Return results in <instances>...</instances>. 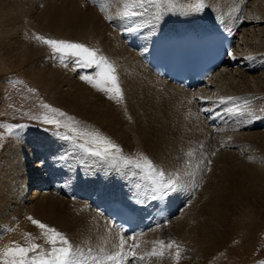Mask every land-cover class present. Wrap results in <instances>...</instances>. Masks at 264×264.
Segmentation results:
<instances>
[{"label": "rangeland", "instance_id": "374dc122", "mask_svg": "<svg viewBox=\"0 0 264 264\" xmlns=\"http://www.w3.org/2000/svg\"><path fill=\"white\" fill-rule=\"evenodd\" d=\"M80 1L83 4V7L87 6L85 8L84 17H86L88 20L92 19V17L95 15L94 12H98L101 15L103 14V25L106 26L107 29H110L108 36H110L109 39L111 40L112 46L116 47L115 42L116 40L120 39L118 41L121 42V46L123 45V49L126 51L128 47L124 45V40L119 37V32L120 34L124 32L128 33L125 29L129 27L136 28L147 25L148 27L141 35V38L149 37L158 27L164 28L171 25L168 28H173L175 25H189L192 21L191 18L196 12L208 17L211 22L217 25H213L217 28L221 27V29H228V25L230 28V23L233 22H239L240 26H243V29H245L244 36L238 41L234 49L236 56L241 54L246 56H248V54L249 56L253 55L254 51H252L253 53L250 51L252 49H246L247 46H250L248 44L249 41H255L257 43L255 36H251L249 33H247L250 29L254 28L260 30L263 33L260 36L264 39V16H262V13L260 12L262 9H264V0H196V3L194 0V2H190L193 3L194 6H192L193 4L190 3L185 5L182 4V6H186L185 8L183 7V9L182 6H180L181 4L170 7V0H146V2L143 4H140L138 0H117L119 1V4L122 6L123 10L119 11V16L113 17L107 16L110 15V11L108 9H104L106 6H110V0H8V2L6 0H2L0 4L4 3L5 5L7 3L10 4L13 2L16 6H18V11L25 12L29 16L28 19L24 20L22 18H18L19 22H16L17 20H15V22L19 24L17 27L19 30L16 29V31L14 30L13 32L12 26H9V28L11 27V30H8V28L5 31L7 32L6 34H9L11 31L9 34L10 36H12V34L15 35L12 36L13 38L11 37V39L7 40L11 41V43H14L12 50L15 52V56L17 55L16 57L18 58L20 52H23L27 54L30 59L27 60V62L16 65L19 58L16 60L14 54H11V58L10 54H7L3 48L2 52L5 51V54H3V56L0 54V137H2L0 138V153L3 150L5 144L10 140V142H13L15 139L22 141L27 140L22 142L21 145H23V147H25V145L30 147V144H32L36 139L34 145H44L45 149L52 153V160L56 166V169L52 174L55 175L54 181L57 183H55L56 188L54 187V189H50L47 192L55 191L53 193L56 195L58 193V197H60V199L74 204L75 213L81 212L86 215L88 214L87 216H90L89 211L92 210L88 207V205H84L86 203L85 200L82 201L79 199L78 195L85 197L84 195L91 193L93 195H91L90 198L94 199L109 193L112 189L119 190L134 199H139L141 201L144 199L143 202L145 203L156 200L176 199L178 201L177 203H179V206L181 205L180 213L181 211L183 212L188 206H190L195 197L198 196V193L202 188L201 184H199V180L204 178L203 170H195V167L200 164L199 160H203L208 154L207 152L209 150L216 149L217 146L215 145V142L214 145L213 143L211 144V148L208 146V143L212 142L210 140L216 138L219 139V137L223 138L225 134H230L233 136L231 144H223V147L225 146V152H227L225 156L229 158L230 164L231 161L236 159L238 160L236 149L245 148L247 152L245 155V161L251 164L261 175L264 176V142L258 143L256 140L257 137L264 135V58H262L264 52H262L263 55L259 60H255L256 62L249 60V65L251 66L249 69L247 67L244 68L243 66H239L238 69L237 66L235 68L230 66L233 70L239 71H236L234 77V79L238 80L239 83L246 82L248 79L250 80L249 83H245L246 89L243 92L239 93V91L236 92L234 89H232L233 83L231 82L229 86L224 88L223 92L220 91L215 94L211 102L204 104H207V110L209 108H211L210 110H213L217 108V105L219 106L221 104L222 108L218 113L220 114L218 119L220 124L218 123V127H208L207 123L200 117L199 111L201 113V111H205V109H202V107L199 106L200 102L198 96L193 97L182 94L177 97V101H172V104L168 106L169 110L167 112L171 113L175 118L170 120L168 119L169 121L167 120V122L164 121V123L166 122L165 128L167 124L170 126V128L167 129L168 131L165 129L164 132L159 134L162 139H171L172 144L170 143V145L172 146L170 147V145H167L163 148L162 143L157 144L152 142L150 135H146L145 138L146 147H151L152 151H156L153 154L163 152L169 153V155L172 153L174 154V156L168 157L171 159L169 160L170 164L164 163L170 169L169 171H165V165H163L164 161L160 160L158 163L155 158L149 157L147 154H145L137 145L136 137L132 133L133 125H138L139 129L142 128V116L140 114V109H138L139 107L132 102L131 109L134 113H131L128 111V108L126 109L127 105L124 100L117 102L115 99H109V94L98 91L83 80L82 82L81 79L78 78L80 77L79 74H81V76L82 74H90L95 77L96 69L79 67L75 65L71 59H67L66 61L69 69L64 67L59 62V57L53 56L52 49L48 45L44 44L41 40L36 38L39 36L43 37L44 39L78 42L87 46L86 43H82L81 40L73 33V35H65L61 32H55V30L39 27L35 23V20L41 19V17L49 13L45 10L51 6L66 8L67 6L71 5L73 7L77 2ZM126 10L128 12H137L139 14L125 19L123 18V13ZM105 17H107L106 20ZM196 17L198 16H194L193 18ZM28 20L32 21H30L28 24ZM121 23H124L123 25L126 28ZM192 23H195L194 19ZM95 25L98 26V17L95 19ZM130 32L132 35H134L133 31H129V33ZM111 36H113V38H111ZM16 45H18L17 48ZM133 51L134 50H132L131 53L130 50L129 53L133 54ZM9 60L10 62H8ZM113 65L116 66L115 73L118 74L117 61ZM70 66L72 67L70 68ZM50 68L51 70H49ZM65 68H67L70 73H72V75L68 73L67 69ZM73 70L74 72H71ZM37 71L43 72L36 74ZM56 71L57 73L61 72L59 75L71 77L76 80V82L87 87L88 90L93 92L94 96L98 95L99 98L101 97L100 100L98 99L100 102L97 103L95 107L98 112L103 111L107 115H110L109 118L103 119V121L111 128L110 130L105 124L102 125L97 121L83 118L81 117L82 115L69 111L60 105L58 102V96L53 90V83L48 79V76H50V74L52 75ZM45 74L48 76L46 77ZM116 76L118 78L121 75ZM121 78H123V76ZM120 80H118V85L121 88L120 85L123 84L124 79L121 80L122 83H120ZM254 81L256 82L254 86L257 88V91L252 93L249 92L248 87L252 85ZM239 85L243 84L241 83ZM162 101L163 100L160 99L158 102L160 103ZM44 104L65 112L68 117H73L75 121L79 122L77 125L78 130L86 129L89 131H98L102 135L110 138L122 149V153L120 155L123 157H128L134 162L140 160L142 156L147 157L152 161L155 169L160 163H162L160 166L162 171L165 173V179L176 180L181 185L180 190L168 197H165L164 199H152L151 190L155 186V181L158 180L159 177L157 178L147 171L136 169L131 165L125 166L118 159L100 160L98 158L86 155L82 149L76 146L79 143H83V141L80 140L76 135L71 132H67L66 129H60L59 134H57V130L55 128L45 125L42 122L44 115H52L51 113H48L47 109L43 107ZM133 104L135 105L134 107ZM214 105H216V107ZM57 118L61 119L62 121L67 120V117ZM168 122H170L171 125ZM9 125H23L25 127H23L21 130H18L15 135H9L7 130V126ZM66 132L70 137H72L71 140H65L62 138ZM170 135L171 137L173 136V139L170 138ZM58 139L65 145L60 146V141ZM73 141H75V143H73ZM17 143L20 142L17 141ZM256 151H261L260 157H254L252 155ZM183 155L185 158H191L192 161L189 162L191 169H189V172H185L182 175H176L175 168L177 170V166L183 165L181 158ZM58 156L64 157V159L59 160V158H57ZM1 167L2 166H0V168ZM207 170L209 171V169ZM0 172H4V167L0 169ZM2 173H0V175ZM245 173H247V171H245ZM239 174V171L236 172L237 176ZM1 177H4V175H1ZM5 178L6 177H4V179ZM233 180L234 182H232L231 185L232 188L234 186H240V178H232V181ZM182 181L183 183L181 184ZM195 181H198V184H195ZM2 184L3 182L0 180V185ZM37 184L38 182L35 181V183L32 184L30 188H28L27 194L30 195L33 192V189L37 187ZM252 184L253 181L247 184L246 192L253 190L251 189ZM75 189L78 192L74 191ZM195 190L198 193H196ZM137 191H139L138 194ZM72 193L75 197L72 195ZM241 193V191L232 193V197L234 198L232 201H234V205L236 207L243 200ZM252 195L253 196L250 194V197H246L245 195V203L237 208V210L241 208L240 210H243V212L240 214L237 212V214H235L234 220L236 222H232L233 227L229 232L230 238L226 243L222 244L221 248H223V250L219 253V255L217 254L212 257L210 264H264V185L262 189L258 191V193ZM75 203L81 208L84 205V210L78 207V210H76ZM64 205L66 206L68 204L65 203ZM20 206L23 207L24 205L20 204ZM15 207L18 208V206L11 207L15 212L13 218L5 221L3 226L0 225V246L9 241L7 248L12 247L13 245L18 244L17 241L19 242L21 237L24 239L23 242L25 243L22 242V245H18L27 247L34 242L31 239L37 235H41L40 246H43L44 249H47V246L45 248L47 243L42 230L36 227L28 219V217H32L33 219L47 225L48 227L55 228L57 231L63 233L67 237V239L73 245V249L76 253L74 259L77 264H117L119 258L123 256L125 257V263H127L126 261L128 259V255L132 254L130 251H135L136 253V255L131 258L133 263L138 260L137 258L140 257V255H143V262L141 261L139 264H144L146 256H149L148 254L152 252L153 248H156L158 251H163V253H176L177 249L175 247L172 249H160V246L157 243L158 241H163L165 244L175 241L176 244L180 246V254H182L184 257L192 254L193 244L188 237V231H185L180 227L179 230L170 228L168 223L167 226L162 225L161 227L152 229L145 234L138 236L137 239L132 241L127 239H119V244L121 240H124V242L126 240L125 245H127V247H125L123 251L124 253H129L128 255L125 254L119 257L117 261H108L105 259V257L109 254H115V252L120 251V249L115 248L113 250H107L106 246L103 247V244H100L95 237L91 236L92 227L90 228V225L88 227L90 229V233L88 232L89 229L85 233L84 231H80L81 234L86 236L80 240L74 237L72 238L68 234V228L62 227V225L58 222V219L54 218L53 216H46L45 219H37L35 216L27 213L24 217L21 215L23 218L22 221L17 222L19 215H16L17 212L14 210ZM2 208L7 209L6 206L0 208V218H2L3 215V212H1ZM13 211L11 213H13ZM92 212L95 211L93 210ZM96 215L97 217L103 218L100 214H97V212ZM243 215H245L244 219L246 220H240ZM22 224L27 228V231L24 233L21 232L20 229ZM8 227L10 229L9 232L7 231ZM92 235L94 234L92 233ZM146 236H148L146 238V243L149 244L148 248H145V246L141 247L137 243V240L145 238ZM221 241L222 240L220 239L217 245H219ZM35 242H37V240H35ZM127 242L128 244H126ZM228 242L229 245L226 246ZM136 245H139V247H135ZM0 257V259H3L1 255ZM150 259L151 263L149 264H159L160 260H162L160 257H152ZM147 262H145V264ZM187 263L189 264L190 262H186V264Z\"/></svg>", "mask_w": 264, "mask_h": 264}, {"label": "bare ground", "instance_id": "6f19581e", "mask_svg": "<svg viewBox=\"0 0 264 264\" xmlns=\"http://www.w3.org/2000/svg\"><path fill=\"white\" fill-rule=\"evenodd\" d=\"M6 1L8 2V0H6ZM1 2H2V0H0V3ZM190 2H194V0H170V7L175 6V5H179V4H181L180 6H182V4L185 5V4L190 3ZM109 3H110L109 4L110 6H106L104 8V9H108L110 11V15H107V16H109V17L119 16V14H120L119 11L123 10L122 6L119 4V1L110 0ZM195 3H196V0H195ZM7 4H5V5H4V3L0 4V54H2V56H3V54H5V51L7 54L9 53L10 56H11V54L13 55L15 53L12 50L14 43L13 42L11 43V41H7L8 39H11V37L15 36V35L12 34V36H10L9 34L11 33V31L9 34H6L7 32L5 30L8 29L9 26H12L13 32H14V30L16 31V29L19 30L17 28L19 26V24L16 23V22H19L18 18H22L24 20V19H28V17H29L28 14H26L25 12L18 11L17 10L18 6H16L15 3L12 2L8 5ZM190 4H193V3H190ZM192 6H194V4ZM86 7L87 6L83 7V4L81 3V1L77 2L73 7L71 5L67 6L66 8L51 6L45 10L46 12H49V13L44 15L43 17H41V19L35 20V23L39 27L47 28L49 30H55V32H61L65 35H68V34L73 35L74 34L81 40L82 43H86L87 47L94 49V50H97L98 55L106 57L110 63L115 64V62L117 61V73L118 74H116V73L115 74L121 75L118 77L119 78L118 80H120V78L122 76H123V78H121V80L124 79L123 84L120 86H121L122 93H123V100L126 102V105H127L126 109L128 108V111L132 113L133 111L131 109V106H132V102H133L136 106L139 107L138 109H140V114L142 116V118H141L142 119V128L139 129L138 125L137 126L133 125V128H132V133L136 137L137 145L149 157L155 158L158 163L160 160L164 161L163 165H165L164 163L170 164L169 160H171V159H169L168 157L174 156V154L172 153L169 155V153H165V152L153 154L156 151H152L151 147H148V148L146 147V145H145L146 139L145 138H146V135H150L152 142L157 143V144L162 143L163 148L167 145H170L172 140L171 139H162L159 136V134L164 132L165 129L167 130L170 128V126L168 124L165 128V123L167 122V120L175 118L171 113L167 112L169 110L168 106L172 104V101L173 100L177 101V97L182 95V94L187 95V96H193V97L198 96L199 102H200L199 106H201L202 109H205V111H203V112H206V114H207L211 108H209L207 110V108H208L207 104L206 105H204V104L211 102L214 95L220 91L223 92L224 88L226 86H229L231 82L233 83L232 89H234L236 92L239 91V93L243 92L246 89L245 83L250 82V80L248 79V80H246V82H241L243 85H239L241 83H239L238 80L234 79L235 73L238 70H233L232 67H230V66H233V68H235L237 66V69L239 66H243L244 68L247 67L249 69L251 67L249 65V63H250L249 60L250 61L251 60L252 61L259 60L260 57L263 55L262 52H264V39L260 36L263 33L260 30L253 28V29H250L247 33H249V35H251V36H255L258 44L255 41H249L248 44L250 46L246 47V49H252V50H250L251 53H253L252 51H254L253 55L249 56V54H248V56H246L244 54H241L239 56H236L234 49H235L238 41L241 38H243L245 29H243L242 25L240 26L239 22L230 23V28L228 25V29L226 28L224 30H227L233 34L234 44L232 46L231 52H230L229 56L227 57L226 61L222 65H220V67L216 70L215 73L210 75L205 80L204 85L202 87L195 89V90L184 89V88H181L179 86L171 84L166 79H162V78L154 75L138 59L136 50L129 48L127 45H126L128 47L127 51L123 49V45L121 46V42L118 41L120 39L116 40V42H115L116 47H113L111 44V40L109 39L110 36H108L110 29L109 28L107 29L106 26L103 25V20H102L103 14L101 15L98 12H94L95 15L92 17L91 20H88L86 17H84V12H85ZM183 7L184 6H182V9H183ZM260 12L262 13V16H264V9H262ZM96 17H98V26L95 25ZM106 19H107V17H105V20ZM120 19H122V18H120ZM15 20H17V21L15 22ZM108 20H107V22H108ZM30 21H32V20H30ZM30 21L28 20V24ZM35 23H33V24H35ZM121 24L123 25L124 23H121ZM192 25L194 26L195 23L189 24L187 26H186V24L175 25L173 28H168L171 25L164 27V28L158 27V29L154 32H178V31H182V30H184V29H186ZM20 26H22V25H20ZM222 26L225 27L224 25H222ZM140 27H143V26H140ZM178 27H180V28H178ZM226 27H227V25H226ZM10 28L8 30H11ZM136 28H138V27H136ZM176 28H178V29H176ZM125 30H123V31H125ZM263 31H264V29H263ZM127 32L129 33V31H127ZM7 35H9V36H7ZM113 36H111V38H113ZM145 38L146 37H143L141 39H145ZM17 46L18 45H16V48H17ZM2 48H3V50H5L4 52H2L3 51ZM129 49L131 50V53H132V50H134L135 52L133 51V54H131V53H129L130 52ZM128 50H129V52H128ZM10 56H9V58H10ZM14 56H15V54H14ZM11 58H12V56H11ZM18 58H19V60H17ZM18 58L16 57V60L18 61L16 63V65L23 63V62H27V60L30 59L28 57V55L23 53V52H20V54L18 55ZM262 58H264V55L262 56ZM14 60H15V58H14ZM8 62H10V60ZM15 62H14V65H15ZM254 64H256V63H254ZM71 67L72 66H70V68ZM67 68L69 69L68 66H67ZM67 68H65V69H67ZM115 68H116V66H115ZM68 69H67V71H68V73H70V71ZM46 70H48V69H46ZM49 70H51V68ZM96 71H98V69H96ZM96 71H95V73H96ZM42 72L37 71L36 74L42 73ZM50 72H52V71H50ZM71 72H74V70ZM59 73H61V72H59ZM59 73H57V71H56L52 75L50 74V76H48L47 74H45V75H46V77L48 76L49 77L48 79L52 81L53 86H54L53 90L56 93V95L58 96V102L60 103V105L69 111H72V112H75L79 115H82L81 117H83V118H87V119H90L92 121H97L102 125L105 124L110 130L111 128L109 127V125L103 121V119L109 118L110 115H107L103 111L98 112L96 107H95L96 104L100 102L99 100L101 99V97L99 98L98 95L94 96L93 92L88 90L87 87L76 82V80H74L73 78L65 76V75H59ZM70 74L72 75V73H70ZM79 75L81 77V74H79ZM83 75H85V74H82V76ZM80 77H78V78H80ZM121 80H120V83H122ZM254 84H256L255 81L253 82L252 85L249 86L251 89L248 87L249 92L253 93V92L257 91V88L254 86ZM227 89H228V87H227ZM256 94H257V92H256ZM243 95H245V94H243ZM160 99H162L163 101L159 103L158 101H160ZM134 104H133V107L135 106ZM216 105H214V106L216 107ZM219 112H217L215 114V116H218ZM204 116H205V114H204ZM202 118H203V116H202ZM164 121H166V122L164 123ZM168 123H170V122H168ZM207 123H208V121H207ZM170 125H171V123H170ZM165 136H166V134H165ZM172 137L170 135V138H172ZM232 138H233V136H231L230 134H225L223 138L219 137V139L216 138V139L210 140L212 142L208 143V146L210 148L212 146L211 145L212 143L214 145V142H215V145L217 147H216V149L209 150L207 152L208 154L204 157V159L199 160L200 164L197 167H195L196 168L195 170H198V169L203 170V177L204 178L199 180V184H201V186H202L201 191L198 193L195 190V192L198 193V196L195 197V199L193 200L192 203L190 202L191 203L190 206H188L187 208L185 207L186 209L183 212L181 211V213H180V206L181 205L179 206V203H177L178 201L176 199H174L175 202L171 204L172 210H171V213L166 220L169 223V224L168 223L167 224H168V226H170V228H175V229L179 230V227H180L181 229L188 231V237L192 241V244H193L192 245V254L185 256V257L182 254H180V258L178 261H177L175 253H163L162 256H159V255L151 256L148 254L149 256L148 257L146 256V258L144 260V264L147 261H148L147 262L148 264L151 263L150 258H152V257H160L162 260H160L159 264H186V262H190L189 264H210L212 257H214L217 254L219 255V253L223 250V248H221V246L223 243H226L229 240V238H230L229 232H230V230H232L233 223L236 222L234 220L235 214H237V212H238V214L243 212V210H240L241 208H239V210H237V208L240 205L245 203V195H246V197H250V194H251V196H253L252 194L258 193V191H260L264 185V176L261 175L258 172V170L256 168H254L251 164H249L245 161L246 160L245 155L247 153L245 148L241 147L242 149H240V148L236 149L237 150L236 155L238 157V160L237 159L233 160V161H231V164H230L229 158L225 156L227 152H225L226 150L224 149L225 146L223 147V144L224 143L231 144ZM256 140L258 143H263L264 142V135L261 137L260 136L257 137ZM10 141H8L5 144L3 150L0 153V166L4 167V172L3 173L0 172V173H2L1 175H4V177H6L4 179V177H1V175H0V180H2V182H3V184L0 185V194H1L0 195V208L4 207V206L7 207V209L2 208L1 212H3V215H2V218H0V225L3 226L5 224V221L9 220L10 218L11 219L13 218L15 212L13 211V208H11V207L18 206V208H16V207L14 208V210H16V212H17L16 215H19V217L17 216L19 218L17 220V222L22 221L23 220L22 217H24L27 213L35 216L37 219H45L46 216H48V217L53 216L54 218L58 219V222L62 225V227L68 228V234L72 238L74 237L76 239L81 240V239H83V237H86V236H84V234H81L80 231H84V233L87 232V230L89 229L88 227L90 225V228L92 227L91 236L95 237L100 244H103L102 245L103 247L106 246L107 250H110V249L113 250L115 248L118 249L119 248V242H118L119 239H127V240L132 241V240L137 239L138 236H140V235L132 236L131 239H130V237L123 236L111 224H109V222L105 218L97 217L96 212H92L93 210L89 211L90 216H87L88 214L86 215V214L81 213V212L75 213L73 203H70V202H67L63 199H60V197H58V193H57V195L53 193L55 191L47 192L50 189H54V187L56 188V184H57L54 181L55 175H52L54 170L56 169V166L52 160L53 159V155H51L52 153L50 151H48L47 149H45L44 145H40V146L34 145L36 142V139L34 140V142L32 144H30L31 145L30 147H28L27 145H25V147H23V145H21L22 142H25L27 140L22 141V140L15 139L13 142H10ZM17 141H19L20 143H17ZM59 145L63 146L65 144L60 141ZM171 146L172 145H170V147ZM64 148H65V146H64ZM66 149H67V147H66ZM57 150H59V149H57ZM52 152H53V150H52ZM213 153H215V155H213ZM252 155L254 157H260L261 151H256ZM201 156H203V155H201ZM59 157L60 156H58L57 158H59ZM181 158L183 161V165L177 166V170L175 168V172H176L175 174L176 175H179V174L182 175L185 172H189V169H191L190 163H189L192 161L191 158L190 157L185 158L184 155ZM209 160L211 161L210 164H208ZM32 161H34V162H32ZM56 162H58V161H56ZM160 164H162V163H160ZM160 164L158 165V167H156L157 172L162 171ZM173 167H174V165H173ZM207 169H209V171ZM164 170L169 171L170 169L167 165H165ZM1 171H3V170H1ZM238 171L240 172V174L237 176L236 172H238ZM245 171H247L248 174L245 173ZM156 177L158 178V176H156ZM176 178H177V176H176ZM232 178L233 179L240 178V181H239L240 186H234L232 188L231 185H232V182H234V180L232 181ZM248 179H249V182L253 181L252 188H251L253 190L246 192V187H247V184L249 183ZM35 181L38 182L37 187H35L33 189V192L30 195L27 194L28 188H30V186L32 184H34ZM182 183H183V181L181 182V184ZM195 184H198V181H195ZM76 189L74 191H77ZM237 191L242 192L241 196H242L243 200L236 207L234 205V201H232V199H234L232 197V193L237 192ZM138 192L139 191H137V194H138ZM87 194H88V191H87ZM89 194L84 195L85 197L78 195V198L82 197V198L87 199V196L90 197L91 195H93L91 193H89ZM72 195H73V193H72ZM111 195H116V194L112 193ZM68 196H69V194H68ZM191 197H192V195H191ZM76 199H77V196H76ZM143 200L144 199H142V201ZM65 203H67L68 205L65 206L64 205ZM20 204H23L24 206L21 207ZM81 205H83V204H81ZM84 205H87V204L85 203ZM83 206L81 208L80 206H77L75 203V209L76 210H78L77 207L83 209ZM22 208H23V210H22ZM12 211H13V213H11ZM86 213H87V211H86ZM21 215H22V217H21ZM244 218H245V215H243L240 218V220H243ZM244 220H246V219H244ZM5 226H7V225H5ZM20 229H21V232H23V233L27 231V228L23 224L20 226ZM9 230L10 229L8 227L7 231L9 232ZM171 230H174V229H171ZM88 232L90 233V229ZM92 233L94 235H92ZM147 237L148 236H146L145 238L137 240V243L141 247L145 246V248H148L149 244L146 243ZM40 238H41V235H37L36 237H34L31 240L34 241L33 243L40 245L41 244ZM220 239L222 241L220 242L219 245H217V243L220 241ZM35 240H37V242H35ZM23 241H24V239H22L20 237V240H19V242L17 241V243L22 245ZM125 242H126V240H125ZM229 242L227 243L226 246L229 245ZM23 243H25V242H23ZM126 244H128V242ZM8 245H9V241H7L5 244L0 246V255L1 256H2L3 251L6 250ZM29 245H30V242H29ZM46 246L48 248V245H45V248H46ZM27 247H29V246H27ZM125 247H127V245H125ZM125 247H124V249H125ZM128 253L125 252L126 255H128ZM132 256H133L132 254L128 255V259L126 261L127 263H125V257L124 256L119 258L117 264H139V262H141V261L143 262V255H140V257L137 258L138 260L135 259L136 261L134 263L131 262ZM144 257H145V255H144ZM185 260H187V261H185Z\"/></svg>", "mask_w": 264, "mask_h": 264}, {"label": "snow or ice", "instance_id": "6c2138e0", "mask_svg": "<svg viewBox=\"0 0 264 264\" xmlns=\"http://www.w3.org/2000/svg\"><path fill=\"white\" fill-rule=\"evenodd\" d=\"M140 4L146 2V0H138ZM137 12H128L127 10L123 13V18L127 19L131 16L138 15ZM127 31H136L137 29L129 27ZM41 40L44 44L48 45L52 49L53 56L59 57V62L67 67V59H71L73 63L83 68H95L98 69L95 73V77L92 75H83L80 77L81 80L85 81L98 91L104 92L108 95L109 99H115L117 102L123 100V93L118 85V78L115 75L116 69L106 57L98 55L97 50L91 49L84 44L78 42H70L64 40L44 39L43 37H36ZM43 107L47 109L48 113L52 115H44L42 122L45 125L52 126L57 130L59 134L60 129H66L67 132H71L76 135L83 143H79L76 146L82 149V151L91 157L98 158L100 160H120L125 166H133L136 169L147 171L153 176H158L159 179L155 181V186L151 190L152 199H164L178 192L181 185L172 179H165V173L163 171L157 172L154 164L147 157H141L140 160L133 161L128 157L120 155L122 149L114 143L110 138L102 135L98 131L89 130H78V121H75L73 117H68L67 114L59 109L53 108L47 104ZM242 114V113H237ZM57 117H67L66 121H62ZM23 125H9L7 130L9 135H15L18 130L23 129ZM67 132L63 135V139L71 140ZM2 138V137H0ZM75 143V141H73ZM215 155V153H213ZM64 157H59V160H63ZM211 161H208L210 164ZM28 219L39 229L42 230L45 237V241L49 247L44 249L42 246L32 243L29 247L20 246L18 244L7 248L3 251V259H0V264H77L74 257L76 255L73 245L67 239V237L57 231L55 228L48 227L47 225L28 217ZM131 239V237H130ZM160 249L168 248L177 249L175 255L177 261L180 258V246L175 241L165 244L163 241L157 242ZM125 247L124 240L120 241L119 249L115 254H109L105 257L108 261H117L119 257L125 255L123 249ZM135 247H139L136 245ZM34 254V255H30ZM132 255L135 256V251H132ZM151 256H162L163 251H158L153 248L152 252L149 253ZM142 258V257H141Z\"/></svg>", "mask_w": 264, "mask_h": 264}]
</instances>
